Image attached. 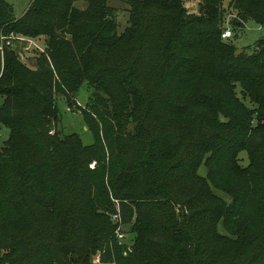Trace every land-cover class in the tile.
<instances>
[{
	"label": "trees",
	"instance_id": "obj_1",
	"mask_svg": "<svg viewBox=\"0 0 264 264\" xmlns=\"http://www.w3.org/2000/svg\"><path fill=\"white\" fill-rule=\"evenodd\" d=\"M75 1L0 0V35L44 38L33 67L0 51V264H264V35L231 40L264 0H120V31ZM57 95L90 144L55 127Z\"/></svg>",
	"mask_w": 264,
	"mask_h": 264
},
{
	"label": "rangeland",
	"instance_id": "obj_2",
	"mask_svg": "<svg viewBox=\"0 0 264 264\" xmlns=\"http://www.w3.org/2000/svg\"><path fill=\"white\" fill-rule=\"evenodd\" d=\"M4 1H6L10 5L12 15L17 18L23 13L24 9L26 8L30 0H4ZM187 3H188L187 1L184 3L185 6L188 5ZM108 4L114 6V8L116 9L115 12L116 21H117L116 30L120 31L125 25L127 15L125 11L122 9V4L120 0H108ZM74 5L79 8H82L84 7V2H82L81 0H77L74 2ZM191 8H193V5H191ZM190 11H194V8L190 9ZM262 35H264V29H261L253 22H247L244 25V28L236 34V37L231 38V40L234 46L236 47V49L238 50L241 47H246V48L251 47L253 42ZM34 40L36 41V43L39 45L40 48H44L43 36L36 37V39ZM36 52L37 51L33 49L21 52L23 58H20L19 56V59L24 64L33 67L34 61L37 57ZM90 94H91V89L87 86L85 82H83L77 89L73 99L75 100L77 105L82 107L83 105L86 104L88 100V96ZM243 101L248 105V102L246 100ZM0 102H1V98H0ZM55 104L58 109V120L56 121L55 127L64 134L71 132L76 133L80 139V142L83 145L90 144L92 142L91 134L85 128L83 120L80 114L78 113V111L71 109L69 111L66 110L67 105L65 103L64 98L61 95H57L55 97ZM7 132H8L7 129L0 125V143L7 136ZM239 158H240V163L244 165L246 162L244 152L239 153ZM196 173L201 177L205 176L206 168L202 162L198 165L196 169ZM211 190L213 193L220 196L221 198L227 199V196L222 191L214 189L212 187ZM217 230L223 233L221 221H218L217 223ZM121 232H122V238L120 242L124 243L126 246H129L131 235L126 232V227H121ZM92 261L94 262L97 261V255H94L92 257Z\"/></svg>",
	"mask_w": 264,
	"mask_h": 264
},
{
	"label": "built area",
	"instance_id": "obj_3",
	"mask_svg": "<svg viewBox=\"0 0 264 264\" xmlns=\"http://www.w3.org/2000/svg\"><path fill=\"white\" fill-rule=\"evenodd\" d=\"M230 35H231V30L228 27L224 28L221 31V33H220V37L222 39L228 38V37H230ZM14 40H20V41H24L25 42V45L21 48V50L18 53V57L20 56V58H23L21 52H24V51H28V50H31V49H33L35 51H39V52L43 51V48H40L39 45L36 43V41L34 39L23 37V36H19V35H14L12 33H10V34H8L6 36L0 35V51H1V48L3 46L12 47ZM70 109L71 110H75L74 107H67L66 106V110L69 111ZM89 166H92V163ZM112 218H115V215H113ZM115 237H116L118 242L121 241L122 232H121L120 229H117L115 231ZM126 247H127V250H129V247L128 246H126Z\"/></svg>",
	"mask_w": 264,
	"mask_h": 264
}]
</instances>
